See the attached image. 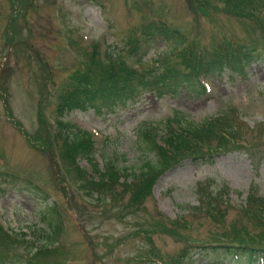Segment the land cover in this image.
I'll return each instance as SVG.
<instances>
[{
  "label": "rangeland",
  "instance_id": "obj_1",
  "mask_svg": "<svg viewBox=\"0 0 264 264\" xmlns=\"http://www.w3.org/2000/svg\"><path fill=\"white\" fill-rule=\"evenodd\" d=\"M257 3L247 9L252 15L243 16L228 0H0V227L19 240L0 244V255L18 256L7 264H26L28 249L40 264H215L200 247L262 232L243 208L253 186L264 198L263 54L241 74L205 76L201 95L187 87L175 97L143 91L137 101L102 114L92 108L58 112L60 94L74 78L87 67L98 71L90 67L93 48L96 62L120 57L133 64L125 43L141 37L150 23L164 22L184 38L179 45L160 36L147 39L142 62L157 70L155 61L164 57L182 71L187 49L203 59L226 48L264 51V1ZM217 114H227L237 137L228 151L167 167L131 211L128 195L108 192L98 201L91 186L89 196L74 165L59 160V147L65 136L69 140L59 121L90 133L101 172L109 160L137 173L154 160L141 139L146 126L176 115L200 124ZM162 134L158 130V144ZM77 166L91 172L84 160ZM220 188L215 208L207 211L198 193L209 197ZM44 213L45 224H60L56 243L47 247L32 232L45 230Z\"/></svg>",
  "mask_w": 264,
  "mask_h": 264
},
{
  "label": "trees",
  "instance_id": "obj_2",
  "mask_svg": "<svg viewBox=\"0 0 264 264\" xmlns=\"http://www.w3.org/2000/svg\"><path fill=\"white\" fill-rule=\"evenodd\" d=\"M228 1L233 2L232 7L237 13L247 16L252 15L247 11L248 7L259 0ZM156 36L171 39L176 45L182 44L184 39L180 31L169 28L164 22H156L146 26L141 37L126 41L128 57L132 59L133 64L120 57L105 59L103 63L96 62L95 51H93L90 67H95L98 71L87 67L82 74L74 78V84L62 91L58 105L59 116L73 110L85 111L89 108L102 114L103 109L115 110L129 102L137 101L143 91L153 93L156 97L164 95L175 97L180 88L187 87L192 93L201 95L204 94L205 88L200 80L205 76L221 75L225 71L231 75L241 74L245 65L253 64L261 58L262 54L264 55V51L256 52L253 48H247L246 51L240 48L238 50L226 48L215 52L212 59H203L200 54L187 49L180 62L182 71L164 57L155 61L160 64L157 70V67H151L146 62H142L140 55V50L148 42L147 39L152 40ZM106 56L110 57L108 54ZM58 125L61 128L67 127L69 138L66 140L67 136H65L61 148L59 147V160L65 167V164L74 165L72 172L81 182V189L86 190V193L91 196L93 193L88 190V187L95 186L94 191L98 195V201H102L101 196H105L108 192H114L121 199L128 195L127 211L140 206L143 200L150 196L154 184L167 167H173L183 161H203L204 158L224 153L228 151L227 145L237 139L233 126L228 124L227 114H217L200 124L176 115L156 126L148 125L141 131L144 148L154 153V160L147 161L137 173H126L127 170H120L109 160L106 161L105 171L101 172L102 167L99 168L94 157L95 146L90 133L78 130L71 124L63 125L60 121ZM160 129L164 134L160 136L162 142L158 144L157 134ZM81 160L91 167V172L89 168L87 169L89 174L77 166ZM121 180L130 181V184L122 187ZM117 185L122 187L120 191H115ZM222 189L215 191L214 195L210 192L209 197L204 192H199L200 205L207 211L213 210L215 196L217 197ZM201 190L204 191V188L199 189ZM48 209V213L53 212V216L56 215L54 207ZM243 210L251 220V224L262 228V232L251 237L244 232L243 236L229 240L228 244L209 248L200 247L209 257L210 263L224 264L226 261L231 263L236 260L241 264H264V198L258 196L256 187L249 189ZM46 220L47 215L44 213L41 223L45 230L32 231L33 234H40V238L46 241L42 247L56 243L60 230L58 219L50 220L45 224ZM243 238H248L250 244H245ZM9 243L17 244L19 240L0 227V244L7 247ZM32 253L33 250L28 249L26 255H22L25 263L40 264L33 259ZM198 253L202 254V252ZM15 258L18 259L16 254L0 255V264H7ZM185 264H189L188 261H185Z\"/></svg>",
  "mask_w": 264,
  "mask_h": 264
}]
</instances>
